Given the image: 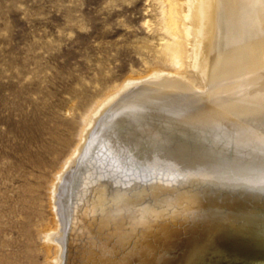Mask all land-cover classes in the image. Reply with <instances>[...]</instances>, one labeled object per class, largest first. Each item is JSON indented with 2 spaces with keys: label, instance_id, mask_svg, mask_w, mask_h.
Listing matches in <instances>:
<instances>
[{
  "label": "bare ground",
  "instance_id": "obj_1",
  "mask_svg": "<svg viewBox=\"0 0 264 264\" xmlns=\"http://www.w3.org/2000/svg\"><path fill=\"white\" fill-rule=\"evenodd\" d=\"M166 2L160 41L178 69L129 77L85 115L45 187L48 221L25 231L24 246L39 253L6 246L2 209L41 205L24 197L41 184L36 179L18 199L1 190L29 180L28 167L41 177L45 168L27 164L26 63L0 66L5 256L44 264H264V0ZM66 130H52L43 156L65 144ZM29 212L25 219H43Z\"/></svg>",
  "mask_w": 264,
  "mask_h": 264
},
{
  "label": "rangeland",
  "instance_id": "obj_2",
  "mask_svg": "<svg viewBox=\"0 0 264 264\" xmlns=\"http://www.w3.org/2000/svg\"><path fill=\"white\" fill-rule=\"evenodd\" d=\"M167 8L166 0H0V66L16 59L17 65L26 63L27 164L45 168L41 177L37 167H28L29 180L21 178L1 190L18 199L23 188L41 184L37 192H24L25 198L39 197L41 205L31 201L17 204L15 213L11 211L14 203L7 202L2 209L9 251L40 252V246H24L25 231L38 221H48L45 187L77 142L89 110L129 77L146 76L154 68L178 69L167 60L160 41ZM67 120L71 122L66 126ZM57 126L69 127L60 136L65 144L43 156L41 152L52 143L50 135ZM6 161L0 158V164ZM25 209L30 214L40 213L43 219L32 215L25 219ZM0 259V264H44L29 256L7 257L2 251Z\"/></svg>",
  "mask_w": 264,
  "mask_h": 264
}]
</instances>
